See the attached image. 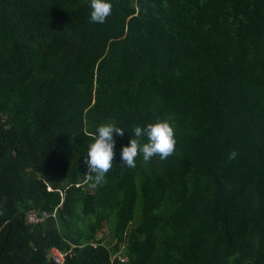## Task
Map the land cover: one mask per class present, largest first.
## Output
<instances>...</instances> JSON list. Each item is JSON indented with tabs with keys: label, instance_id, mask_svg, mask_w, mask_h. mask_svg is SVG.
<instances>
[{
	"label": "trees",
	"instance_id": "obj_1",
	"mask_svg": "<svg viewBox=\"0 0 264 264\" xmlns=\"http://www.w3.org/2000/svg\"><path fill=\"white\" fill-rule=\"evenodd\" d=\"M157 119L175 150L122 166ZM0 264H264V0H0Z\"/></svg>",
	"mask_w": 264,
	"mask_h": 264
},
{
	"label": "clouds",
	"instance_id": "obj_2",
	"mask_svg": "<svg viewBox=\"0 0 264 264\" xmlns=\"http://www.w3.org/2000/svg\"><path fill=\"white\" fill-rule=\"evenodd\" d=\"M89 7L90 20L102 24L111 13L112 0H89ZM126 129L113 121H106L95 127L87 145L86 163L88 172L95 174L93 180L96 185L105 181L106 173L114 164L115 137L123 136ZM131 131L129 142L121 146L122 166L136 167L138 155H142L144 161H149L154 156L163 160L175 150V129L169 119H157L144 125L136 124ZM52 216L56 218V213L52 212Z\"/></svg>",
	"mask_w": 264,
	"mask_h": 264
},
{
	"label": "built area",
	"instance_id": "obj_3",
	"mask_svg": "<svg viewBox=\"0 0 264 264\" xmlns=\"http://www.w3.org/2000/svg\"><path fill=\"white\" fill-rule=\"evenodd\" d=\"M46 215V214H45ZM44 215V216H45ZM44 216L42 217V218H40L36 213H34V212H31L30 214H29V217H28V219L30 220V221H38L39 219H44ZM53 258L57 261V262H63L64 261V258H65V254L63 253V252H61L60 250H58V249H54L53 250Z\"/></svg>",
	"mask_w": 264,
	"mask_h": 264
},
{
	"label": "rangeland",
	"instance_id": "obj_4",
	"mask_svg": "<svg viewBox=\"0 0 264 264\" xmlns=\"http://www.w3.org/2000/svg\"><path fill=\"white\" fill-rule=\"evenodd\" d=\"M103 230H104V232H105V230H106V233L108 232L107 227H105Z\"/></svg>",
	"mask_w": 264,
	"mask_h": 264
}]
</instances>
